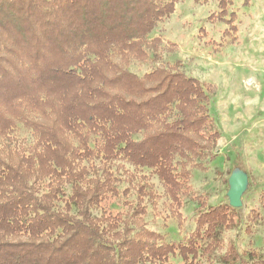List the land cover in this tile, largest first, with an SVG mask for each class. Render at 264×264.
<instances>
[{
  "label": "trees",
  "instance_id": "trees-1",
  "mask_svg": "<svg viewBox=\"0 0 264 264\" xmlns=\"http://www.w3.org/2000/svg\"><path fill=\"white\" fill-rule=\"evenodd\" d=\"M182 1L0 0V264H197L246 219L189 185L221 134L216 88L166 62L174 46L152 36ZM231 6L219 0L216 17L236 32ZM144 170L176 209L202 206L188 238L145 228L155 196ZM220 259L264 264L230 244Z\"/></svg>",
  "mask_w": 264,
  "mask_h": 264
},
{
  "label": "rangeland",
  "instance_id": "rangeland-1",
  "mask_svg": "<svg viewBox=\"0 0 264 264\" xmlns=\"http://www.w3.org/2000/svg\"><path fill=\"white\" fill-rule=\"evenodd\" d=\"M218 2L177 3L152 36L174 46L171 54L163 53L166 62L180 60L188 76L216 88L209 112L221 134L220 149L205 171L192 172L189 185L194 196L206 206L216 205L228 191L226 180L238 160L247 176L241 198L246 219L221 234L211 261L202 258L197 264H222L220 258L229 244L239 253H257L264 261V0H232L229 11L236 15V32L218 21ZM130 69L141 75L148 68L135 64ZM14 137L20 143L29 138L23 130H17ZM137 176L146 178L155 196L147 204L145 228L165 240L188 238L202 206L188 200L176 209L154 174L144 170Z\"/></svg>",
  "mask_w": 264,
  "mask_h": 264
},
{
  "label": "water",
  "instance_id": "water-1",
  "mask_svg": "<svg viewBox=\"0 0 264 264\" xmlns=\"http://www.w3.org/2000/svg\"><path fill=\"white\" fill-rule=\"evenodd\" d=\"M248 186L246 174L238 167L234 168L228 178V191L226 197L229 205L234 208L242 207V195Z\"/></svg>",
  "mask_w": 264,
  "mask_h": 264
}]
</instances>
